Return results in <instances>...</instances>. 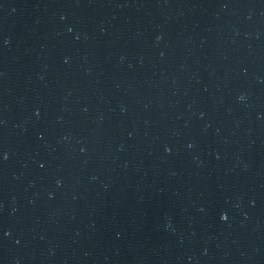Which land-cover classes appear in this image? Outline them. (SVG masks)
<instances>
[{
    "label": "water",
    "instance_id": "95a60500",
    "mask_svg": "<svg viewBox=\"0 0 264 264\" xmlns=\"http://www.w3.org/2000/svg\"><path fill=\"white\" fill-rule=\"evenodd\" d=\"M0 264H264V0H0Z\"/></svg>",
    "mask_w": 264,
    "mask_h": 264
},
{
    "label": "snow or ice",
    "instance_id": "6c2138e0",
    "mask_svg": "<svg viewBox=\"0 0 264 264\" xmlns=\"http://www.w3.org/2000/svg\"><path fill=\"white\" fill-rule=\"evenodd\" d=\"M224 219L227 220V217L225 216Z\"/></svg>",
    "mask_w": 264,
    "mask_h": 264
}]
</instances>
